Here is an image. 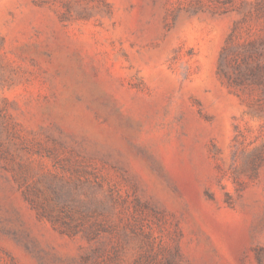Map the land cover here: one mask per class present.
<instances>
[{
  "label": "rangeland",
  "instance_id": "obj_1",
  "mask_svg": "<svg viewBox=\"0 0 264 264\" xmlns=\"http://www.w3.org/2000/svg\"><path fill=\"white\" fill-rule=\"evenodd\" d=\"M264 0H0V264H264Z\"/></svg>",
  "mask_w": 264,
  "mask_h": 264
},
{
  "label": "trees",
  "instance_id": "obj_2",
  "mask_svg": "<svg viewBox=\"0 0 264 264\" xmlns=\"http://www.w3.org/2000/svg\"><path fill=\"white\" fill-rule=\"evenodd\" d=\"M254 49V53L245 59L246 65L241 77L244 81L253 82L264 89V43L262 47Z\"/></svg>",
  "mask_w": 264,
  "mask_h": 264
}]
</instances>
